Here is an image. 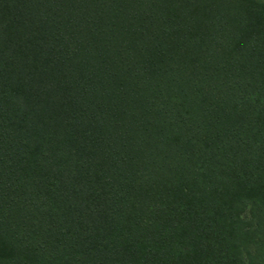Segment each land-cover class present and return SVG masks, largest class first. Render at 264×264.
Masks as SVG:
<instances>
[{
	"label": "trees",
	"instance_id": "trees-1",
	"mask_svg": "<svg viewBox=\"0 0 264 264\" xmlns=\"http://www.w3.org/2000/svg\"><path fill=\"white\" fill-rule=\"evenodd\" d=\"M0 264H264V0H0Z\"/></svg>",
	"mask_w": 264,
	"mask_h": 264
}]
</instances>
